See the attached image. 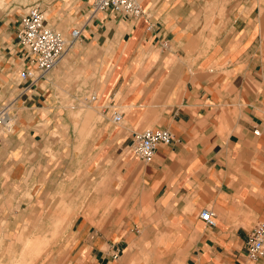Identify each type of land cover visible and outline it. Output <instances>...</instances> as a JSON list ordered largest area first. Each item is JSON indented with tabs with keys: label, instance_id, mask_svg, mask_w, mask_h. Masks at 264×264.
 <instances>
[{
	"label": "crops",
	"instance_id": "crops-1",
	"mask_svg": "<svg viewBox=\"0 0 264 264\" xmlns=\"http://www.w3.org/2000/svg\"><path fill=\"white\" fill-rule=\"evenodd\" d=\"M91 1L47 8L54 29L81 37L46 77L22 81L36 71L16 44L31 2L0 0V264L39 245L80 169L88 213L54 263L264 264L246 251L264 220V0H139L140 16L93 15ZM83 103L95 105L78 113ZM149 128L174 141L143 161L131 144Z\"/></svg>",
	"mask_w": 264,
	"mask_h": 264
},
{
	"label": "built area",
	"instance_id": "built-area-1",
	"mask_svg": "<svg viewBox=\"0 0 264 264\" xmlns=\"http://www.w3.org/2000/svg\"><path fill=\"white\" fill-rule=\"evenodd\" d=\"M90 10L93 15L105 11L130 16H140L143 13L139 0H92ZM80 37L81 29L74 28L70 36H65L46 25L44 11L40 6L29 8L18 23L16 44L24 56L29 57L36 65V71L24 67L20 71V79L27 81L46 77ZM112 118L120 122L123 120V113L115 111ZM3 119L0 115V120ZM255 133L259 134V131L255 130ZM173 141L171 130L149 128L134 133L131 150L139 159L150 161L160 144H171ZM200 217L209 226H215L217 223L216 213L211 208H203ZM246 251L251 260L264 259V220L259 221L250 231L246 239Z\"/></svg>",
	"mask_w": 264,
	"mask_h": 264
},
{
	"label": "rangeland",
	"instance_id": "rangeland-1",
	"mask_svg": "<svg viewBox=\"0 0 264 264\" xmlns=\"http://www.w3.org/2000/svg\"><path fill=\"white\" fill-rule=\"evenodd\" d=\"M58 1L59 0H30L31 3L26 8L24 13H26L28 9L33 6H40V8L44 11L46 25L54 28L51 24L47 22L49 18V12L47 11V8L55 6V4L58 3ZM18 72L19 71L15 72V75L13 76L14 80L17 82H18V78H17ZM94 105H95L94 103H83L79 105V108L76 111H78V113H82L86 109H88V107H92ZM8 111H9V107H8ZM66 132L68 133L67 130ZM63 133H65V131ZM78 175L80 180L79 189L77 191L78 194L77 192H72V190H74V187H71L70 182L66 186L65 183L62 184V192L60 193L62 199H59V201L57 200L59 203L56 208L58 214L61 213V218H60L61 220L57 219V222L54 225L50 220H48L46 223L47 224L46 226L48 227L46 234H44V236L36 234V237L33 238L36 240L35 242H37L39 245L36 247L26 246L20 248L21 249L20 253H16V255L13 257V260L7 264H56L52 261V259L54 253L57 250V247L53 245L60 241L62 242L63 260L65 261V259L70 255L72 247L67 244L69 243L70 239L73 238V234H72V230H68L67 228H71V224L74 223L73 217H77L78 219H80L81 217L85 216L88 213V198L86 197L87 195L86 184L81 182L82 179L86 180V172L85 171L82 172V169H80ZM67 178L68 176H66V179ZM97 190L98 188L96 185L95 194L101 193V191L98 192ZM102 203L103 200L101 198L95 199V208H94L95 216L102 217L101 214H98L100 211H102V207H103ZM50 206L48 209H52L50 208ZM53 210H55V208ZM77 212L79 213L75 214ZM60 226L63 228L62 230L50 229L52 227L56 228ZM33 241H31V244ZM151 254L152 252L149 249L144 251V258L146 259L150 258Z\"/></svg>",
	"mask_w": 264,
	"mask_h": 264
}]
</instances>
